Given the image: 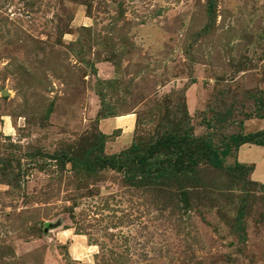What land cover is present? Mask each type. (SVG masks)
<instances>
[{
	"label": "rangeland",
	"instance_id": "1",
	"mask_svg": "<svg viewBox=\"0 0 264 264\" xmlns=\"http://www.w3.org/2000/svg\"><path fill=\"white\" fill-rule=\"evenodd\" d=\"M208 8L0 0V264H264V147L167 175L137 161L166 167L171 134L264 129V0Z\"/></svg>",
	"mask_w": 264,
	"mask_h": 264
},
{
	"label": "trees",
	"instance_id": "2",
	"mask_svg": "<svg viewBox=\"0 0 264 264\" xmlns=\"http://www.w3.org/2000/svg\"><path fill=\"white\" fill-rule=\"evenodd\" d=\"M207 4L209 7L208 9L210 10L212 6V0H207ZM256 104L257 108L254 117L264 120V101L259 99ZM108 117L112 116L101 115L99 119ZM101 135L105 138L107 137L102 133ZM244 144L264 147V129L244 135L239 133L231 134L227 137L226 141L222 143L220 148L214 146L210 141L207 140L193 139L186 137L185 134L182 136L171 134L165 140H163L161 144L159 143L160 146L166 145V147L171 149L167 156V166L169 167H160V164L156 161L148 164L147 158L144 155H138L137 161L140 163V170L142 171V174H147L148 168H152L157 175H167L169 172L174 174L184 173L193 171L200 163H204L210 167L218 169L223 167V160L225 157L230 156L232 151H237V149ZM123 154L124 152H121L119 155L112 154L98 158L96 163L99 167L113 168L118 165L120 155ZM145 164H147L146 169L142 167ZM234 166L243 167L244 165L236 162ZM233 169V166L228 167V170Z\"/></svg>",
	"mask_w": 264,
	"mask_h": 264
},
{
	"label": "crops",
	"instance_id": "3",
	"mask_svg": "<svg viewBox=\"0 0 264 264\" xmlns=\"http://www.w3.org/2000/svg\"><path fill=\"white\" fill-rule=\"evenodd\" d=\"M123 116V115H121ZM118 116H114V117H108V118H102L98 121V126H99V129L101 131L102 134L108 136V135H111L114 131H117L119 133V136L117 137V139L119 140H123L126 141L129 137V134H126V128L127 126H131V129L133 127V122L131 121V119H127V118H124L122 117L121 119H117ZM251 144H244L242 146H240V150L242 148L245 149V151L247 150H251ZM239 150V152H240ZM246 162V161H244ZM248 162V161H247Z\"/></svg>",
	"mask_w": 264,
	"mask_h": 264
}]
</instances>
